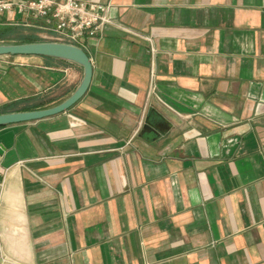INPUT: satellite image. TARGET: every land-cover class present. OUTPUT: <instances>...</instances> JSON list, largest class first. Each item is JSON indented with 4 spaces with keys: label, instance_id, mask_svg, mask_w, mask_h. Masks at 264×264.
Returning a JSON list of instances; mask_svg holds the SVG:
<instances>
[{
    "label": "crops",
    "instance_id": "crops-1",
    "mask_svg": "<svg viewBox=\"0 0 264 264\" xmlns=\"http://www.w3.org/2000/svg\"><path fill=\"white\" fill-rule=\"evenodd\" d=\"M82 1L117 23L86 42L89 90L0 128L6 264H264V0ZM0 26L53 35L17 11ZM83 77L0 56V109L57 106Z\"/></svg>",
    "mask_w": 264,
    "mask_h": 264
},
{
    "label": "built area",
    "instance_id": "built-area-1",
    "mask_svg": "<svg viewBox=\"0 0 264 264\" xmlns=\"http://www.w3.org/2000/svg\"><path fill=\"white\" fill-rule=\"evenodd\" d=\"M12 11L43 19L53 33L51 42L68 44L83 50L89 39L99 38L106 27L117 25L111 16V5L82 0H0V14ZM146 39L153 46V41ZM1 161L0 154V163ZM6 262L0 249V264Z\"/></svg>",
    "mask_w": 264,
    "mask_h": 264
},
{
    "label": "water",
    "instance_id": "water-1",
    "mask_svg": "<svg viewBox=\"0 0 264 264\" xmlns=\"http://www.w3.org/2000/svg\"><path fill=\"white\" fill-rule=\"evenodd\" d=\"M0 56H39L59 59L79 65L84 70V77L80 86L67 100L57 106L47 109L0 114V128L15 124L40 121L68 111L84 97L93 80L94 68L89 55L85 50L68 44L57 42L27 44L0 43Z\"/></svg>",
    "mask_w": 264,
    "mask_h": 264
},
{
    "label": "trees",
    "instance_id": "trees-1",
    "mask_svg": "<svg viewBox=\"0 0 264 264\" xmlns=\"http://www.w3.org/2000/svg\"><path fill=\"white\" fill-rule=\"evenodd\" d=\"M44 42L36 37V35L25 29L10 26H0V43L4 44H27ZM36 101V102H35ZM49 102L43 99L34 98L8 104L0 109V114L9 112H29L31 110L45 108Z\"/></svg>",
    "mask_w": 264,
    "mask_h": 264
},
{
    "label": "rangeland",
    "instance_id": "rangeland-1",
    "mask_svg": "<svg viewBox=\"0 0 264 264\" xmlns=\"http://www.w3.org/2000/svg\"><path fill=\"white\" fill-rule=\"evenodd\" d=\"M47 42H51V41H47Z\"/></svg>",
    "mask_w": 264,
    "mask_h": 264
}]
</instances>
